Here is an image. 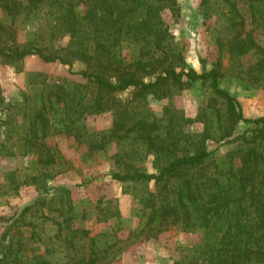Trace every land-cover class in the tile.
<instances>
[{"label":"rangeland","instance_id":"1","mask_svg":"<svg viewBox=\"0 0 264 264\" xmlns=\"http://www.w3.org/2000/svg\"><path fill=\"white\" fill-rule=\"evenodd\" d=\"M152 1L160 10L145 50L146 41L125 36L114 48L116 62L101 72L112 81L134 76L150 83L168 66L198 73L216 67L244 117H264V54L255 48L235 55L227 46L243 22L242 37L264 48V0H234L235 12L223 0H177L167 8ZM3 4L0 48L72 63L0 54V264H209L206 252L235 227L239 209L215 215L204 231L191 208L195 183L220 179L252 146L256 125L240 120L231 127L228 105L209 83L185 78L184 88L168 81L151 92L107 91L77 74L99 65L67 52L72 38L57 27L54 10L29 7L13 15ZM203 148L211 156L202 166L161 182L115 177L159 174Z\"/></svg>","mask_w":264,"mask_h":264},{"label":"trees","instance_id":"2","mask_svg":"<svg viewBox=\"0 0 264 264\" xmlns=\"http://www.w3.org/2000/svg\"><path fill=\"white\" fill-rule=\"evenodd\" d=\"M164 3V7H171L177 0H158ZM158 2V3H159ZM230 4L231 11H237L234 0H223ZM10 14L17 15L26 11L29 7L42 10L48 6L54 10L55 22L63 34H69L72 38L67 52L76 58L89 64L92 60L99 65L93 71H80L77 74L94 82L107 91H125L131 87L139 88L144 92H151L163 86L168 81L176 83L180 88L185 86V78L190 83L200 81L202 84L209 83L213 91L226 101L227 113L231 127L243 120L256 125L250 136L248 146L241 149L237 161L231 162L227 169H223L218 177H207L206 181L196 182L197 216L201 217V226L206 231L215 215H229L235 207L239 209L236 213L235 227L225 231L219 242L211 248L205 260L209 264H264V117L247 119L244 117L240 103L228 91L220 86L221 71L213 68L210 72L198 73L190 68L177 71L168 66L162 74L154 81L146 83L134 76H122L116 81L101 72L107 65L116 62V43L125 36L134 37L142 43L141 50H145L148 37L156 33L157 16L160 6H155L154 1L149 0H30L29 5H24L18 0H4L2 5ZM233 20V18L231 19ZM241 30L233 36L227 44L229 52L235 55H246L255 48L264 54V48L255 44L250 35L242 37ZM3 56L22 59L31 54H39L46 62L61 61L70 65L72 60L61 55H45L39 51H13L6 52L0 48ZM175 56V55H173ZM264 56V55H263ZM95 66V65H94ZM264 67V57L260 61ZM188 81V82H189ZM145 128L148 124L141 123ZM159 123H152L153 130H157ZM134 128L131 129V131ZM209 138V137H208ZM211 152L203 148L199 152L175 159L168 166L162 168L159 174H150L143 171L116 172L115 177L123 182L126 181H152L161 182L169 177H174L181 169L202 166ZM218 183L216 190H209L208 182ZM185 192V191H183ZM186 193V192H185ZM191 195V194H187ZM186 195L181 199L186 200ZM186 210L189 209L187 201L184 202ZM183 205V206H184ZM176 208V206L172 207ZM253 210H249L252 209ZM164 210H170L164 207ZM249 210V211H247ZM258 218L261 224L252 217ZM249 216L242 220L243 216ZM210 216V217H209ZM252 220V221H251ZM198 226V225H197ZM205 252V251H204Z\"/></svg>","mask_w":264,"mask_h":264}]
</instances>
